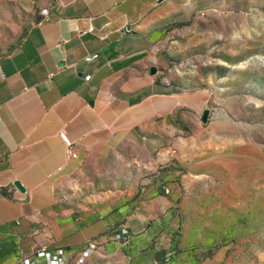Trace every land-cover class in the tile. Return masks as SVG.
I'll use <instances>...</instances> for the list:
<instances>
[{"label":"crops","instance_id":"1","mask_svg":"<svg viewBox=\"0 0 264 264\" xmlns=\"http://www.w3.org/2000/svg\"><path fill=\"white\" fill-rule=\"evenodd\" d=\"M158 1L0 0V264L43 247L41 264H76L90 246L89 264H160L175 247L178 182L190 192L204 164L197 106L151 57ZM228 251L204 256L186 232L172 264Z\"/></svg>","mask_w":264,"mask_h":264},{"label":"rangeland","instance_id":"2","mask_svg":"<svg viewBox=\"0 0 264 264\" xmlns=\"http://www.w3.org/2000/svg\"><path fill=\"white\" fill-rule=\"evenodd\" d=\"M154 11L151 57L197 106L190 132L204 164L190 192L178 182L189 199L163 264L186 232L204 256L224 246L228 264H264V0H160Z\"/></svg>","mask_w":264,"mask_h":264},{"label":"built area","instance_id":"3","mask_svg":"<svg viewBox=\"0 0 264 264\" xmlns=\"http://www.w3.org/2000/svg\"><path fill=\"white\" fill-rule=\"evenodd\" d=\"M42 16H47V11H41ZM91 59H88L90 61ZM90 76H87L85 80H89ZM61 138L64 141L66 145V155L68 159H75L77 157V152L75 145L68 139L66 133L62 132L61 133ZM96 246H90L88 250H85L81 253V258L80 261L77 262L76 264H89L88 258H89V253H91L89 250H95ZM46 254H48L46 247H43L39 249L38 251L34 252V254L30 257L24 258L21 261V264H41L38 259L41 257H44ZM62 251L58 250L54 253V255H50L46 262L43 264H60L59 263V257L61 256Z\"/></svg>","mask_w":264,"mask_h":264},{"label":"water","instance_id":"4","mask_svg":"<svg viewBox=\"0 0 264 264\" xmlns=\"http://www.w3.org/2000/svg\"><path fill=\"white\" fill-rule=\"evenodd\" d=\"M127 30L129 31L130 29H127ZM157 73H158V69H157L156 67H152V68H151V74H152V75H155V74H157ZM208 115H209L208 111H205V112H204V115H203V122H204V123L207 122V120H208ZM15 187H16L18 190H20V191H24V190L22 189L20 183H15Z\"/></svg>","mask_w":264,"mask_h":264},{"label":"trees","instance_id":"5","mask_svg":"<svg viewBox=\"0 0 264 264\" xmlns=\"http://www.w3.org/2000/svg\"><path fill=\"white\" fill-rule=\"evenodd\" d=\"M160 262V264H163V258L158 260Z\"/></svg>","mask_w":264,"mask_h":264}]
</instances>
